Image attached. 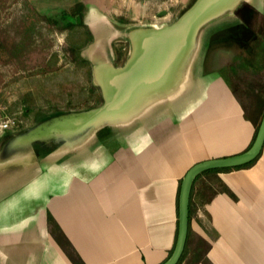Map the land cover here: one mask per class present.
<instances>
[{
	"label": "crops",
	"instance_id": "crops-1",
	"mask_svg": "<svg viewBox=\"0 0 264 264\" xmlns=\"http://www.w3.org/2000/svg\"><path fill=\"white\" fill-rule=\"evenodd\" d=\"M82 1L91 34L82 56L103 81L134 43H164L196 2L165 10L156 0ZM220 6L196 18L193 56L185 61L179 47L170 74L141 92L127 115L103 114L98 124L90 108L50 112L0 134V264H76L49 215L85 264H161L171 256L184 175L197 162L247 150L257 119L247 104L261 112L264 102V0ZM121 43L127 52L118 63ZM246 78L259 89L249 91ZM200 174L186 259L264 264V146L248 166ZM212 175L235 196L219 189L205 198Z\"/></svg>",
	"mask_w": 264,
	"mask_h": 264
},
{
	"label": "rangeland",
	"instance_id": "rangeland-1",
	"mask_svg": "<svg viewBox=\"0 0 264 264\" xmlns=\"http://www.w3.org/2000/svg\"><path fill=\"white\" fill-rule=\"evenodd\" d=\"M82 2L0 0V115L29 125L35 115L79 111L100 102L91 65L82 56L89 35L80 15L74 13ZM126 47L127 43L118 45V63ZM261 49L264 58V46ZM241 74L253 76L246 69ZM245 84L249 91L260 86L258 80L248 78ZM259 106L261 112L253 108L252 101L247 104L257 119L264 115V102ZM214 190L212 182V188L206 184L200 193L208 198ZM197 244L203 246L200 241ZM186 261L193 264L189 258Z\"/></svg>",
	"mask_w": 264,
	"mask_h": 264
},
{
	"label": "water",
	"instance_id": "water-1",
	"mask_svg": "<svg viewBox=\"0 0 264 264\" xmlns=\"http://www.w3.org/2000/svg\"><path fill=\"white\" fill-rule=\"evenodd\" d=\"M221 3L222 0H196V2L177 20V22L174 23V26L168 28L166 31L167 37L164 39V43H151L147 42V40L144 42L146 43V54L144 55V59L140 58L137 60L135 57V54L139 51V43H134L133 51L129 55L124 66L106 74L104 81L100 76H97L96 79V75L93 72V82L95 86L101 88L103 102L88 110L89 118L95 122L96 118L93 113L94 110L99 109L103 111L105 107L109 108V106L113 105L111 102H115L114 98H117V96L114 95L118 93L119 90H124L125 87H127V89H125V91H127L132 83L142 82V85L137 88L134 97L130 99L129 103L126 104V107L124 108L125 110L121 112V114L119 113L118 117L127 115L130 112V106L135 102L141 92L147 87H155L161 84L160 77L163 75V72L168 71L170 74L172 70V61L176 56V50L179 47L181 56H183V43H185V40L190 39L191 43L196 41V38L198 37L197 31L202 24L197 25L198 21H196V18L210 7L213 11L219 9ZM207 18L205 20H207ZM25 135H28V133ZM263 146L264 115L255 139L247 150L233 155L206 159L195 163L190 169H188L182 179L180 187L177 242L171 256L161 264H177L185 250L189 233L190 193L193 181L197 175L209 169L230 168L244 165L255 159L262 151Z\"/></svg>",
	"mask_w": 264,
	"mask_h": 264
},
{
	"label": "trees",
	"instance_id": "trees-1",
	"mask_svg": "<svg viewBox=\"0 0 264 264\" xmlns=\"http://www.w3.org/2000/svg\"><path fill=\"white\" fill-rule=\"evenodd\" d=\"M84 10H85V7H84V4L82 3L81 4V7L80 8H77V10L74 11V13L80 15L81 25L86 29V32L88 33L89 39H90L91 38V34H90L87 26L83 22ZM100 99H101L100 102L97 103L96 106L97 105H100L103 102L102 96H101ZM263 114H264V112H263ZM262 117H263V115L261 116V118H258L256 120H254V123L256 124V133L258 131L260 122L262 120ZM254 161H255V159L252 160V161H250V162H248V163H246V164H244V165L237 166V167L216 168V169H210V170L212 172H218V171H221V170H229V169H232V168H241L243 166H248V165L252 164ZM210 170H205L202 173L207 172V171H210ZM200 175L201 174L197 175V177L194 179L193 184H192L191 193H190V206H189V233H188V239H187V243H186L185 250H184V252H183V254H182V256H181V258H180V260L178 261L177 264H187L188 263L186 261L187 260L186 259L187 258V254H188V251H189V249H188V243H189V237H190L191 233L193 232L192 225H191V220H192V217H193V203H194V201H193V194H194V190H195L196 180H197L198 176H200ZM212 179H213L212 182H213V184L215 186V190L212 193V195H214L217 190L223 189V190H226L229 194L235 196V194L228 187H226L222 183V181H220L218 179V177H216L215 175H213L212 176ZM48 222H49V225H50L52 231L55 233V235L57 236L58 240L63 245L64 249L66 250V252L68 253V255L72 258V260L74 261V263H76V264H85L84 261L82 260V258L80 257V255L74 249L72 243L69 241V239L66 237V235L64 234V232L62 231V229L59 227V225L56 223V221L54 220V218L51 215H49V217H48ZM205 247H206V250H207L209 248V244L207 243L205 245ZM204 261L207 264V261L206 260H204Z\"/></svg>",
	"mask_w": 264,
	"mask_h": 264
},
{
	"label": "bare ground",
	"instance_id": "bare-ground-1",
	"mask_svg": "<svg viewBox=\"0 0 264 264\" xmlns=\"http://www.w3.org/2000/svg\"><path fill=\"white\" fill-rule=\"evenodd\" d=\"M190 41H191L190 39H186L185 43H183V46H184L183 58L185 60H188L193 56V52H194V48H195L196 43H191ZM145 46H146V43H139V51L135 54V57L137 58V60L140 58L144 59V55L146 54ZM172 83H173V80L170 79L169 84H172ZM140 85H142V82H135V83H132L130 85V87L127 91H125V89H127V87H125L124 90L123 89L119 90L118 93H116L114 95V96H117V98H114L115 102L117 101L116 103L111 102V104H113V105L109 106V108L105 107L103 111L99 110V109L94 110L93 113L95 115L97 123L98 124L101 123L102 114L107 116V114L115 115V114H119V113L123 112L125 110L124 108L126 107V104H128L130 99L132 97H134V95L136 94L135 92L137 91V88Z\"/></svg>",
	"mask_w": 264,
	"mask_h": 264
},
{
	"label": "built area",
	"instance_id": "built-area-1",
	"mask_svg": "<svg viewBox=\"0 0 264 264\" xmlns=\"http://www.w3.org/2000/svg\"><path fill=\"white\" fill-rule=\"evenodd\" d=\"M176 2H178V0H156L155 4L161 9L170 10ZM19 125L20 121L17 118L0 115V134L14 130L18 128Z\"/></svg>",
	"mask_w": 264,
	"mask_h": 264
}]
</instances>
